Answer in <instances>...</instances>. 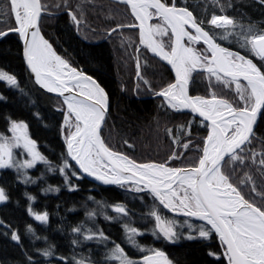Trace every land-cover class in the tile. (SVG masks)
I'll list each match as a JSON object with an SVG mask.
<instances>
[{
  "label": "trees",
  "instance_id": "16d2710c",
  "mask_svg": "<svg viewBox=\"0 0 264 264\" xmlns=\"http://www.w3.org/2000/svg\"><path fill=\"white\" fill-rule=\"evenodd\" d=\"M174 1L177 7H186L191 11L198 23L203 21L202 26L221 45L252 59L264 71V61L242 48L238 36L249 28L257 33L264 32V3L261 0ZM41 2L47 6L43 23L45 39L72 68L94 78L109 96L110 126L105 144L110 150L139 164L156 163L172 168L197 166L203 155L208 130L191 115L177 113L162 99L154 98L157 92L174 83V78L164 63L141 47L139 30L128 26L136 24L130 9L109 0ZM167 3L171 5L173 0H167ZM69 13L76 15L79 25L73 22ZM213 15L231 18L235 27L220 29L210 25L208 21ZM118 25L123 27L117 28ZM14 28L9 0H0V32ZM170 43L171 36L167 40V44ZM199 50L205 51V47L201 45ZM22 53V43L17 35L0 36V69L9 71L16 80L15 85L0 83L2 99L10 102L5 107L0 106L1 113L7 108L15 117L27 118L37 109L45 118H56L55 112L64 106L31 83ZM137 63L141 69L139 76ZM190 93L194 97L204 98H210L215 93L217 98L228 100L234 107L242 106L233 84L226 87L224 83L209 79L206 72L191 74ZM18 97L32 102L33 107H29L28 114L15 104ZM47 136L50 140L51 136L46 134L39 138L43 140ZM52 137H55L54 133ZM184 144L189 145L187 149L183 147ZM173 153L178 158H172ZM262 153L264 111L255 137L239 153L243 163L228 160L223 170L245 199L264 210V195H257L264 194V166L259 163L264 159V155H260ZM8 172L3 171L0 176V188L7 197L6 202L0 204V264H26L29 256L39 257L33 264L61 263L57 256L58 246L61 248L58 240L61 233L71 235L73 241L82 247L111 241L110 234L116 223L113 222L108 229L102 224L84 223L78 221L80 216L68 213V207L74 203L83 205L91 200L109 205L112 217L124 214L115 210L117 206H122L121 189L93 184L82 176L73 175L75 172L72 169L65 174L56 171L29 179H14L8 176ZM247 177H251V180ZM253 185L256 192L252 191ZM50 191H55L58 198L55 204L50 202L49 206L46 192ZM131 195L139 200L151 198L149 194ZM100 205L101 209L105 206ZM158 208L161 209L160 206ZM45 213V221L35 218V215ZM95 213L96 219H99L100 210ZM13 233L19 236V241L12 239ZM87 236L93 238L86 239ZM158 251L163 252L171 264H228L224 248L216 236L206 243L164 246ZM46 252L50 255H45Z\"/></svg>",
  "mask_w": 264,
  "mask_h": 264
},
{
  "label": "snow or ice",
  "instance_id": "6c2138e0",
  "mask_svg": "<svg viewBox=\"0 0 264 264\" xmlns=\"http://www.w3.org/2000/svg\"><path fill=\"white\" fill-rule=\"evenodd\" d=\"M120 2L129 5L133 16L139 21L138 25L128 26L140 28V43L146 44L174 69L175 83L169 84L156 95L164 97L172 108H190L193 113H198L209 122L203 155L198 166L169 168L164 164H136L128 157L110 150L100 136L107 111V95L104 89L91 76L78 72L75 68L69 69L67 62L56 54L51 44L40 34L38 22L42 11L47 7L41 0H9L10 11L14 14L17 25L12 30L24 41V57L35 74L37 83L49 92H58L64 96V103L69 110L65 115L66 122L73 116L75 118V131H69L67 138L69 154L84 172L95 174L97 179H103L105 183H120L122 180L139 176L137 183L146 182V186L151 187L165 208L205 220L211 227L205 229L201 226L199 237L208 238L214 230L224 246L228 264H264V210L245 199L238 188L230 183L229 177L222 172L226 156L233 162L239 160L243 163V158L237 150L242 152L244 147L251 143L250 137L253 135L257 114L264 109V71L252 59L217 44L214 37L203 29V21L198 23L191 11L186 7H176L174 0L171 6L167 0ZM261 2L264 3V0ZM69 14L73 22L79 25L80 21L76 15ZM153 17L159 18L161 22L148 25V20ZM208 23L216 28L235 27L231 18L222 15H213ZM119 27L123 26L118 25L117 28ZM189 29H194L195 34ZM169 30L174 41L169 45L170 51H166L163 41H157L154 37L167 36ZM5 34L0 32V36ZM238 36L242 48L264 61V32L257 33L249 28ZM185 38L189 44L203 40L207 45L205 52H210L211 55L186 46ZM139 67L137 63L138 76ZM198 68L207 71L226 87L235 84V91L242 106L234 107L228 100L217 98L215 93L211 94V98L189 96V80ZM65 69L69 71L66 73ZM0 79H6L12 85L16 84L15 78L3 71H0ZM74 90H77L76 95H64L65 92L72 93ZM26 127L22 122H13L11 131L16 134L15 145L0 136V168L8 166L12 159L11 147L19 146L20 139H24V148L33 154V160L38 157V153H33L34 141L26 136ZM188 146L183 145L185 149ZM172 158L178 157L173 153ZM259 163L264 166V159ZM25 164L27 167L33 166L32 161H26ZM109 166L111 177L101 171ZM63 171L64 169H61V172ZM125 173L131 175H124ZM247 179L250 181L251 177ZM252 191L256 192L254 185ZM6 199L4 190L0 189V201ZM115 210L125 211L122 206H117ZM152 214L156 216L157 227L164 237L169 240L175 237L171 222L165 223L155 212ZM36 219L45 221L47 214L37 215ZM130 231L136 233L135 229ZM100 235L103 237V233ZM187 238L195 237L190 235ZM12 239L19 241V236L13 233ZM151 251L152 255L143 257V264H170L163 252ZM45 255L50 253L46 252ZM113 257L119 260L120 264H137L128 259L119 245H116Z\"/></svg>",
  "mask_w": 264,
  "mask_h": 264
},
{
  "label": "rangeland",
  "instance_id": "374dc122",
  "mask_svg": "<svg viewBox=\"0 0 264 264\" xmlns=\"http://www.w3.org/2000/svg\"><path fill=\"white\" fill-rule=\"evenodd\" d=\"M158 23L160 22L154 20L151 22V25ZM169 36H171L170 30L169 35L167 36L154 37L157 41H163L166 51L170 50V48H168L169 45L167 44ZM201 45L202 44L195 42L191 44L187 42L188 47L210 56L208 52L199 50V46ZM144 48L150 51L146 45ZM69 68L71 69V66H69ZM0 71L11 75L9 74V71L4 70L3 68H1ZM209 77L210 79L214 78L210 74ZM6 82H8L6 79H0V83L6 84ZM233 85L235 91V84ZM5 100V98L2 99L0 92V106L5 107L10 103L7 102L8 100ZM238 101L240 102L239 99ZM26 103H28V105ZM15 104L23 109L25 114H28L29 107L32 106V102L27 99H21L20 97L16 99ZM36 110L37 109L33 110L32 113L29 114L30 117L27 118L15 117L7 108L5 111H2V113L0 111V136L7 138L11 145H15L17 141L14 139L16 134L11 131L12 124L13 122H22L27 126V138H29L31 141H34L33 153H38V157L33 160V154L29 153L27 149L24 148V139H20L18 142L19 146L11 147L12 159L8 162V166L0 168V176L3 171H9L7 173L8 176L13 177L14 179H29L35 178L42 174H54L56 171L65 174L72 169L77 176L81 177L68 154L67 138L69 131H75V118L72 117L68 122L65 121V115L68 113V109L66 107H63L62 110L59 109L55 112L56 118H45ZM53 133L55 137H52ZM45 134L51 136L49 137L50 140L48 139V136L47 138H43V140L39 138L40 136H45ZM39 157H43V159H39ZM5 159L7 160V157H5ZM26 161H32L33 166L27 167L25 164ZM61 169H64V171L61 172ZM131 189L135 191L139 190L132 187ZM131 194L142 195L146 193L139 194L133 193L128 189H121L120 203L125 211L123 212L124 214H118L114 217H112L110 206L104 202H93L90 200L88 203H84L83 205H81V203H74L68 207V213L80 216L78 221H83L84 223L89 224L94 223L95 225L102 224L107 229L109 225L113 224V222L117 225L115 224L116 227H113V231L111 230L113 232L110 234L112 238L111 241L100 242L86 247L77 245L73 241L71 235L67 233H61L58 239L60 240L61 248H59V246L57 248L59 250V255L57 256L61 263L57 264H120V261L113 257V252L116 245H119L120 248L123 249L128 259L137 262V264H143V257L152 255L151 250H159L164 246H176L179 244H188L194 242L206 243L210 240H214L215 235L213 232L208 238L199 237V230L201 226H203L205 229L208 228L204 224L194 221L184 222L175 220V218L168 215L161 207V209L158 208L159 204L154 198L151 197L149 199L146 197L139 200L138 198H134ZM46 196V202L47 205L49 203V206L50 202L55 204L58 198L55 195V191L46 192ZM5 202L6 200L0 201V204ZM101 203L108 207L105 208V206H102L101 209L98 206ZM97 210H100L99 219H96L95 212ZM154 212L161 217L163 222H171L170 226L176 233L175 237H173L171 240L166 239L160 232L159 228L157 227L158 222L156 220V216L152 214ZM36 216L37 215H35V218ZM131 229H135L136 233L133 234L130 231ZM190 235L195 238L188 239L187 237ZM130 236L132 237L131 240L129 239ZM36 258L39 259V257L32 258L29 256V258L26 259V264H33Z\"/></svg>",
  "mask_w": 264,
  "mask_h": 264
},
{
  "label": "water",
  "instance_id": "95a60500",
  "mask_svg": "<svg viewBox=\"0 0 264 264\" xmlns=\"http://www.w3.org/2000/svg\"><path fill=\"white\" fill-rule=\"evenodd\" d=\"M109 1H112V2H115V3H118V4H121V5H124V6H127L129 9H130V6L125 4V3H121L120 0H109ZM163 2V0H162ZM175 5H176V2L174 1ZM172 5V4H171ZM170 5V6H171ZM177 7V6H176ZM131 11V9H130ZM150 11H154L153 9H150ZM132 13V12H131ZM13 14V13H12ZM193 14V13H192ZM133 15V14H132ZM46 16V11H42L41 13V17L39 19V22H38V27H39V30H40V34L43 36V38L45 39L44 35H43V23H44V18ZM194 16V14H193ZM13 17H14V14H13ZM195 17V16H194ZM135 18V17H134ZM160 21L159 18L157 17H153L152 19L149 20V25H151V22L152 21ZM14 21H15V18H14ZM197 21V20H196ZM139 24V21L136 20V24L135 25H138ZM15 27H17L16 23H15ZM203 27V26H202ZM137 30H139L140 32V28L139 27H133ZM203 29L205 31H208L206 30L204 27ZM193 34H195V30L194 29H189ZM209 32V31H208ZM6 34L3 35V37L7 36V35H17L18 38L20 39L21 43H22V47H23V53H22V57H23V64H24V67L26 69V72H27V75L29 77V80L31 81V83L38 89L40 90L41 92H43L45 95L49 96L51 99L61 103L64 107H66L68 109V106L67 104L64 103V96H61L59 95L58 92H49L47 91L46 88L42 87L41 84L37 83L36 81V76L35 74L31 71L30 67L28 66L27 62H26V59L24 57V41L20 38L19 34L13 30H9L7 32H5ZM170 34H171V31H170ZM209 34L211 35V33L209 32ZM215 39V38H214ZM46 40V39H45ZM171 40L174 41V37H172L171 35ZM187 38L184 39V43L185 45L187 46ZM215 42L217 44H219L221 47L223 48H226L224 47L223 45H221L216 39H215ZM195 43H198V44H202L205 48H207V45L204 44L203 40H200L199 42H195ZM142 47L145 46L144 44H141ZM52 46V45H51ZM228 49V48H227ZM54 50V48H53ZM230 50V49H228ZM55 51V50H54ZM170 51V50H169ZM232 51V50H230ZM151 53V55H153L154 57L158 58L162 63H164L171 71L172 75H173V78H174V83H175V72H174V69L172 68V66L165 60H163L160 56L156 55L155 53L152 52V50L149 51ZM235 52V51H233ZM57 54V53H56ZM58 55V54H57ZM211 55V53H210ZM241 55V54H240ZM68 64V63H67ZM69 65V64H68ZM70 66V65H69ZM72 68V67H71ZM77 70V69H76ZM78 72H81L79 70H77ZM195 72H207L205 70H195ZM83 73V72H82ZM141 73V69L139 68V75ZM85 74V73H83ZM87 75V74H85ZM88 76V75H87ZM94 79V78H93ZM95 80V79H94ZM96 81V80H95ZM97 82V81H96ZM98 83V82H97ZM241 83H245L244 81H241ZM99 84V83H98ZM100 85V84H99ZM100 87H102L100 85ZM188 95L189 96H192L191 93H190V80H189V84H188ZM104 92L106 93L107 95V111H106V115H105V119L102 123V126H101V129H100V136L101 138L103 139L104 143H105V137H106V134H107V131L109 129V126H110V99H109V96L107 94V92L104 90ZM65 96H69V95H76V91H73L72 93H65L64 94ZM194 97V96H192ZM154 98H158V99H162L164 102L168 103L164 97L162 96H158V95H155ZM171 107V106H170ZM174 109V108H172ZM177 113H184V114H189L191 115L194 119L198 120L205 128H207L208 132H209V128L207 127V124L209 123L208 121H205L203 117L199 116L198 113H193L191 111L190 108H181L180 110H176L174 109ZM263 111L264 109H261V111L257 114V120L253 126V135L250 137L251 141L252 139L255 137V132H256V129H257V126H258V123L261 119V116L263 114ZM249 144H247L244 148H246ZM238 151V154L241 152L239 150ZM68 154H69V149H68ZM69 157L71 159V161L74 163V165L76 166L79 174L85 178L86 180L90 181L91 183L93 184H96L98 186H101V187H107V188H111V187H117V188H120V189H128L130 190L131 192L133 193H146V194H149L152 198H154L156 200V202L159 204V206L168 214L170 215L171 217L177 219V220H181V221H194V222H199V223H202L204 224L205 226H207L208 228H210L211 226L207 224V222L205 220H201L197 217H192V216H186L184 215L182 212H179V211H172V210H169L168 208H165L163 204H161L160 202V199L155 195V193L152 192L151 190V187L149 186H146V182L144 181H140L139 183H137V181L140 180V177L139 176H136V177H133V179L131 180H122L120 183H105L103 179H97L96 178V175L93 174V175H89L87 172H84L80 167L79 165L77 164V162L72 159L71 155L69 154ZM131 160V159H130ZM229 160V158L226 156L225 157V161L226 162H223V167H222V172L224 170V167H225V164L227 163V161ZM105 163H107L105 161ZM136 163V162H135ZM136 164H139V163H136ZM145 164H149V163H145ZM156 164V163H154ZM166 167H169L167 165H165ZM198 166V165H197ZM169 168H172V167H169ZM180 168V167H179ZM102 172L106 173L107 177H111L112 176V172H111V167L109 166L108 168H102ZM224 173V172H223ZM124 175H131L130 174H124ZM132 188H135V189H139V190H133L131 189ZM213 233L214 235L216 236L217 240L219 241L220 245L222 246L221 244V241L218 237V235L215 233V231L213 230ZM224 248V246H222ZM225 250V249H224ZM226 260H227V257L225 256ZM228 263V261H227Z\"/></svg>",
  "mask_w": 264,
  "mask_h": 264
},
{
  "label": "bare ground",
  "instance_id": "6f19581e",
  "mask_svg": "<svg viewBox=\"0 0 264 264\" xmlns=\"http://www.w3.org/2000/svg\"><path fill=\"white\" fill-rule=\"evenodd\" d=\"M148 25H149V20H148ZM155 39V38H154ZM49 44H50V42H49ZM144 45H146V44H144ZM53 48V47H52ZM153 52V51H152ZM154 53V52H153ZM64 60V59H63ZM70 69V68H69ZM69 69H65L64 71L67 73L68 71H69ZM74 91H77V90H74ZM65 93H68V92H65ZM69 111V110H68ZM74 117V116H73ZM126 174H130V173H126Z\"/></svg>",
  "mask_w": 264,
  "mask_h": 264
},
{
  "label": "flooded vegetation",
  "instance_id": "af4514ba",
  "mask_svg": "<svg viewBox=\"0 0 264 264\" xmlns=\"http://www.w3.org/2000/svg\"><path fill=\"white\" fill-rule=\"evenodd\" d=\"M206 75H207V77L210 79V77H209V74L208 73H206ZM215 78V77H214ZM214 78H212L211 80H214L215 82H218L217 80H216V78L214 79ZM234 86V85H233Z\"/></svg>",
  "mask_w": 264,
  "mask_h": 264
},
{
  "label": "built area",
  "instance_id": "2783aa9c",
  "mask_svg": "<svg viewBox=\"0 0 264 264\" xmlns=\"http://www.w3.org/2000/svg\"><path fill=\"white\" fill-rule=\"evenodd\" d=\"M213 1L218 2L219 0H213ZM198 69H200V68H198Z\"/></svg>",
  "mask_w": 264,
  "mask_h": 264
}]
</instances>
